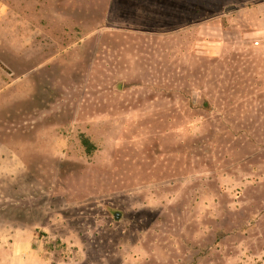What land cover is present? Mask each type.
Returning <instances> with one entry per match:
<instances>
[{
	"label": "rangeland",
	"instance_id": "rangeland-1",
	"mask_svg": "<svg viewBox=\"0 0 264 264\" xmlns=\"http://www.w3.org/2000/svg\"><path fill=\"white\" fill-rule=\"evenodd\" d=\"M0 264H264V0H0Z\"/></svg>",
	"mask_w": 264,
	"mask_h": 264
},
{
	"label": "trees",
	"instance_id": "trees-1",
	"mask_svg": "<svg viewBox=\"0 0 264 264\" xmlns=\"http://www.w3.org/2000/svg\"><path fill=\"white\" fill-rule=\"evenodd\" d=\"M82 144L85 146H88L89 144H88V141L87 140H85V139H83V141H82Z\"/></svg>",
	"mask_w": 264,
	"mask_h": 264
}]
</instances>
